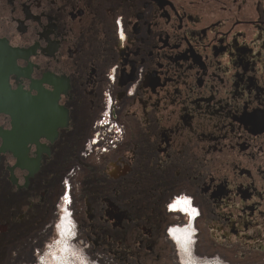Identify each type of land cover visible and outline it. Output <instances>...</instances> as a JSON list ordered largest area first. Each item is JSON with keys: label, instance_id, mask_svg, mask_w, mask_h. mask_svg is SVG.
Returning <instances> with one entry per match:
<instances>
[{"label": "flooded vegetation", "instance_id": "1", "mask_svg": "<svg viewBox=\"0 0 264 264\" xmlns=\"http://www.w3.org/2000/svg\"><path fill=\"white\" fill-rule=\"evenodd\" d=\"M136 199L184 264H223L204 233L261 247L264 0H0V264H37L58 219L40 264L70 261Z\"/></svg>", "mask_w": 264, "mask_h": 264}, {"label": "rangeland", "instance_id": "2", "mask_svg": "<svg viewBox=\"0 0 264 264\" xmlns=\"http://www.w3.org/2000/svg\"><path fill=\"white\" fill-rule=\"evenodd\" d=\"M75 178L74 181H76ZM143 200L136 199L135 206L132 207L133 214H138L139 218L132 221L124 234L118 237L105 238L99 231L97 239L92 238L91 241L86 237L87 231L84 234H77L75 243L80 248L77 249L69 240L68 248L69 255L67 258H72L67 261V264H184L182 256L176 249L173 241L166 234L159 232L151 236L145 235L141 226L142 209L145 207ZM125 206L127 204L125 203ZM130 206V204H129ZM131 208V207H130ZM146 212V210L144 209ZM76 215L77 212H75ZM59 219L54 221L53 228L48 231L44 238H38V246L36 251L35 262L43 263V255L49 247L60 240L62 237V228L59 226ZM78 224V222H77ZM76 224V227H77ZM182 227V226H180ZM78 230V227H77ZM102 236V238H101ZM94 239V240H93ZM195 250L198 257H208L219 259L223 264H264V242L260 248L240 245L236 248H226L221 243L216 242L207 233L195 238ZM43 241V242H42ZM96 241V243H94ZM42 242V243H41ZM151 247V248H150ZM154 247V248H153ZM47 248V249H46ZM55 248V247H54ZM153 248V249H152ZM75 251H74V250ZM59 248L53 250L54 254L48 256V261L51 264L60 258ZM75 252V253H74ZM54 260V261H53ZM73 260V261H72ZM65 262V261H64ZM219 262V263H220ZM54 264V263H53ZM62 264V263H58Z\"/></svg>", "mask_w": 264, "mask_h": 264}, {"label": "snow or ice", "instance_id": "3", "mask_svg": "<svg viewBox=\"0 0 264 264\" xmlns=\"http://www.w3.org/2000/svg\"><path fill=\"white\" fill-rule=\"evenodd\" d=\"M181 201L177 200L175 203L179 204ZM185 203H187V200L184 201ZM175 207V205H169L170 209H173Z\"/></svg>", "mask_w": 264, "mask_h": 264}, {"label": "built area", "instance_id": "4", "mask_svg": "<svg viewBox=\"0 0 264 264\" xmlns=\"http://www.w3.org/2000/svg\"><path fill=\"white\" fill-rule=\"evenodd\" d=\"M109 126L112 127V126H113V123H110ZM65 214H67V213H63L62 218L65 216ZM66 219H67V218H63V222H65Z\"/></svg>", "mask_w": 264, "mask_h": 264}, {"label": "bare ground", "instance_id": "5", "mask_svg": "<svg viewBox=\"0 0 264 264\" xmlns=\"http://www.w3.org/2000/svg\"><path fill=\"white\" fill-rule=\"evenodd\" d=\"M53 263L56 264V262H53ZM53 263H52V264H53ZM62 264H67V263H66V262H63Z\"/></svg>", "mask_w": 264, "mask_h": 264}]
</instances>
